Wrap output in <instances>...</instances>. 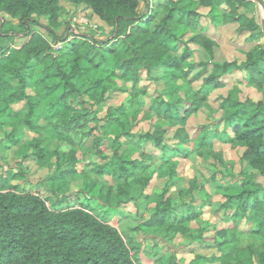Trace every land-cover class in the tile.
<instances>
[{"label":"trees","instance_id":"trees-1","mask_svg":"<svg viewBox=\"0 0 264 264\" xmlns=\"http://www.w3.org/2000/svg\"><path fill=\"white\" fill-rule=\"evenodd\" d=\"M60 1L0 0V126L12 125L6 114L17 117L19 114L11 105L25 101L28 111L23 120L28 129L39 133L53 120L51 128L57 141L80 136L82 143L90 141L91 147L105 159H108L106 148H109L112 157L99 172L111 171L108 165L114 168L111 172L119 194L135 193L137 187L143 192L152 178L149 169L153 164L146 160H154L144 153L140 159L121 152V139L130 133L126 127L133 126L129 112L142 102L138 95L147 94L145 87L138 88L142 71L152 76L154 70L160 69L161 79L170 91L152 98L151 108L161 122L141 136L143 141L153 140L162 150L161 158L168 162L177 155L200 154L204 147L212 145L215 137L232 147L245 146L242 159L257 174L246 175L241 180V190L226 194V200L214 209L222 213L221 221L225 225L216 229L212 243L206 241L202 231H193L188 226L201 210L189 205L187 212H176L173 193L167 186L155 199L151 217L134 229L146 236L145 241L153 249L160 247V254L139 251L132 237L125 236L107 219L91 212V196L86 192L95 185L87 183L88 179L84 189L81 187L76 193L65 195L70 179L83 178L79 174L72 177L77 172L76 161L50 179L54 191L64 195L53 205L35 192L20 191L17 185L8 187V179H1L0 188L9 190L0 192V264H147L143 257L151 259L152 264H181L177 253L168 245L177 236L191 238L184 246L191 252L194 250L190 248L197 244L215 248L216 253L210 255L194 252L195 258L204 264H264V98L242 101L237 81L218 98V107L223 111L221 118L200 127L195 136L185 130L191 117L199 111L215 113L216 109L210 105L211 95L228 85L226 77L235 73L234 70L243 72L249 84L264 91V43L259 42V23L239 10L242 5L253 2L165 0L151 14H145L139 11L140 0H68L111 28V36L99 40L87 33L73 34L70 39L58 35ZM161 7L164 12L159 17ZM202 8L210 9L208 15L218 10L223 24H235L240 32H250L247 40L252 47L245 61H215L214 50L218 43L203 32H196L186 40L183 52L176 55L182 35L180 29L196 28L205 16ZM6 16L18 19L19 24L14 25ZM42 18L47 19L48 24L42 23ZM19 37L25 39L19 42ZM58 42L63 43L62 47L55 48L53 44ZM189 43L205 49L211 60L187 64L194 54ZM38 67L42 68L40 77L36 76ZM102 67L107 70L109 67V75L123 80L124 85L113 89L105 87V79L100 75ZM198 82L201 83L196 85ZM39 85L45 89L41 93L55 96L51 101L57 110L54 117H47L39 110L44 95L39 93ZM115 90L128 92L130 98L133 97L129 100L131 110L126 103L109 106L104 124L103 118L98 116V108L106 105L107 93ZM164 124L178 127L172 138L174 145L169 143L171 136ZM13 130L14 127L8 141L17 146L20 139L12 134ZM107 138L110 139L108 145L105 144ZM190 139L193 150L184 147ZM40 143H35L34 155L43 165L45 153L43 147H38ZM52 154L59 160L58 147ZM69 158L74 159V155ZM167 164L175 166L176 163ZM257 176L261 180L256 179ZM114 188L113 185L107 187L106 194L102 188L97 191L99 199L107 206L112 203L110 194ZM193 189L190 187L189 191L192 193ZM246 220L252 223L245 232L260 242L237 246L234 243L236 231Z\"/></svg>","mask_w":264,"mask_h":264},{"label":"rangeland","instance_id":"rangeland-1","mask_svg":"<svg viewBox=\"0 0 264 264\" xmlns=\"http://www.w3.org/2000/svg\"><path fill=\"white\" fill-rule=\"evenodd\" d=\"M243 6V8H247V4ZM250 8L252 12L258 17V21L264 18V8L259 2L253 1V3H250ZM60 15L61 25L56 28L58 35H66L65 37L70 39L74 36L73 34L78 35L79 33H87L92 35L95 39L99 40L107 39L111 36L110 27L99 21L97 17L90 16L89 13L83 10V8L74 7L68 0H61ZM82 15L88 20L89 25H92L94 27L97 26V28L87 27L88 25L86 26L85 22L80 24L74 21L75 17L79 18V16ZM41 22L48 24V21L45 18H42ZM39 29L43 31L44 34H47V31L44 28L39 27ZM180 32L182 33V35L180 41L176 46V53L179 55L182 53L180 52V50L182 49L183 44L187 43L186 40H188L190 30L189 28L182 27L180 29ZM247 37V32H240L238 28H231L230 31H227V33L224 32L220 37L222 46L219 47V52L223 54L224 59H227L229 61L234 60L238 58L237 53L240 50L245 51L249 49L251 47V43L249 44ZM22 38L25 39V37ZM62 44L58 42L56 44H53V46L59 48L62 47ZM191 59L192 58L187 60V64L190 63ZM196 61L199 62L198 59ZM194 72L195 71H192V73ZM234 72L235 74L232 73L226 77L228 85L225 88L214 91L211 95L210 105L214 109H216L215 113H210L208 110H204L199 111L196 115L191 117L188 127L185 129L189 134L191 133L190 135H192L193 133L196 134L198 130H200V127H202L203 125L207 123H214L217 118H221L223 111L222 108L220 109L218 107V98L220 95H225L227 91L231 89L232 86L237 83V81H239V74L236 75L237 71L235 70ZM100 75L103 77V79H105V87H111L113 89L115 87L124 85L123 80L117 78L116 76L109 75V67L108 70L107 68L102 67L100 69ZM155 75L156 74H154L153 76H149L144 73V77H151L145 78V81L143 82V85H147L148 91L153 92L154 89H158L160 87V82H157V80L155 79ZM241 82L242 83L240 85L242 89L240 88V96L242 101H246L249 98L258 101L259 99L264 98V91L262 89L256 88V90L255 88L249 87L247 84L243 83V81ZM200 83L201 82L195 84L199 85ZM38 91L39 93L45 92L43 85H39ZM116 97H114V99ZM130 97L131 96L128 94H120V96L115 99V102L117 104L126 103L128 110H131L129 100L133 97ZM138 98L142 100L143 103H137V105L131 110V112H129V118L131 119L133 126L131 128H129L128 126L126 127L130 132L126 135V139L129 135H131L132 131L134 137L137 135V138L139 139L140 136V139H137V141L138 143H141L143 142V138L141 136L149 129L151 125L157 124L158 121L157 119L149 118L151 116L150 111L148 110V105H150L151 103V101H149L150 99L145 96L144 93L138 95ZM54 100L55 96L54 98L52 97V99L46 100L48 102L41 109L43 115L47 117H54L56 115L57 110L53 104L54 102H51ZM11 108L15 112H18L19 115L17 117H9L6 114V119L12 125H5L4 127L0 126V128H5V130L0 129V138L1 140L4 139L3 147L5 149L1 150V152L3 153V160L5 161V164H7V166L9 167L8 171H6L5 174L17 173L15 175H18V177L14 182H19L20 180H22V182L27 186L26 188H29L33 185V188H36L38 192H42L44 197L48 200L49 204L53 205L55 203V199L52 196L48 195V189H50V186H47L48 189H46V177L53 172V167L68 169V167L70 168L71 164L76 161L77 172H75L72 177H77L78 174L79 176L83 175L82 180L84 182L86 179H88L89 182L87 183H92L95 185L94 187H91L92 190L90 192H86V194L90 195L92 198V203L90 204L91 212L99 218L107 219L112 224L118 226L117 221L121 216L119 215V208H121L124 204L131 205L129 206V208H132L130 211L133 213L124 217L125 220L122 221L121 232L124 233L127 237H132L136 241L139 251H142L144 253L148 251H151L152 253H161L160 247H158L157 249H153L152 246L145 241L146 238H144V235L134 230L141 222L139 220V222L137 223L138 218L144 219L146 217L145 214L153 212V209L155 207V199L159 195V191H162L167 186H171L174 193L176 212H181L180 206L182 204L194 205L201 210V213L205 211L202 218H198V223H192V227L193 231H202L206 241L208 243H212L213 238L215 237L214 234L216 229L222 227L225 224H223L221 220H217L216 216L214 217V213L209 211V208H205L207 206L205 203H207V201L210 199L215 201V203L220 204L221 201L224 200L226 194L236 193L237 191L241 190V180L244 179L246 175L256 176L257 174V171L242 159L244 148H242L241 146L233 148L230 144L223 143L213 137L212 145H207L206 147H204L201 150L200 154L192 152L190 157L186 159H180L179 161L176 160L177 162H175V166L173 164H167L173 160L164 162V160L161 158L162 154L159 152L156 155L158 158L157 165L149 169V173H151L153 177L157 172H159L162 173V177L164 176V178H154V180L148 187V192H152L151 194H147L146 192H144L145 190L141 192L140 187H137L135 193L131 192L130 194H119L118 184H116L114 179L115 177L112 174V170L114 168L111 165H108L112 172L108 170H106V172L104 173L99 172L100 167L108 159L105 161V159L101 158L96 153L97 151L95 150V148L91 147L90 141L86 142L85 140L82 143L80 140V136H77L76 138L74 137L75 139L65 138L66 141L59 140V145L57 143L59 155L58 160L57 157L52 154L51 149L56 145V143L54 142L55 133L51 128L53 120L49 123H46L45 128L38 133L35 130L28 129L24 124L23 119L28 111L25 104H23L22 102H16L11 105ZM100 110L101 112L104 111L105 106H101ZM101 114H98V116ZM211 117H213L214 119H212ZM13 127L14 130L12 134L20 139V142L17 145L18 147H14L13 143L11 141H8V134L12 131ZM177 128L178 127L175 128L174 133H170V136H172V138L174 137V134L177 133ZM37 141L41 142L38 147H43L45 153L43 166L45 168L43 169V171L40 170L41 174H39L38 172L40 165L38 157H35V151L37 150V148L34 147V145ZM189 141H192V139H190ZM30 142H32L33 146L29 145ZM7 146L10 148L6 149ZM138 148H141L140 144L133 145L131 143L128 152H138ZM72 155H74V159L69 158ZM114 161V163H117L116 160ZM59 163H62V165H59ZM13 166L17 167V172L13 171ZM158 167H160L159 170ZM3 170L4 169H2L0 173H3ZM34 175L38 176L34 177ZM32 178L36 179H34V181L32 182ZM256 179L261 180V177L257 176ZM34 182L36 183L34 184ZM181 183L184 184V188L181 186ZM110 184L115 187L110 194L112 203L110 206H108L107 209H103V206L101 205L102 203H100L102 201H100L97 191L102 188V191L106 194V189ZM173 184H177V186H174ZM19 185L21 187L18 186L17 188L20 189V191L26 189L25 187H22V184L19 183ZM41 185L45 187L42 188ZM190 187L194 188V193H191L189 191ZM82 189H84V187H82ZM46 190H48V192ZM61 196L64 195L60 193V197ZM127 201L128 203H125ZM136 211L138 218L135 216L136 213H134ZM251 223V221L247 222V220L241 223L240 227L236 231L237 240L234 242L235 245L242 247L252 242H260V240L256 239L253 235L245 232V230H248V228L251 226ZM190 240L191 238L178 237L175 240L171 241L170 245H168L173 252L177 253L178 261L181 264H204L201 261L199 262L193 254H185L183 252L184 246L182 245ZM163 250L165 251L167 249L163 248ZM196 250L199 253L208 255L216 253L214 247H204L199 245ZM143 259L142 260L145 262L148 261L144 257ZM147 264L149 263L147 262ZM205 264L219 263L214 262ZM255 264L260 263L256 262Z\"/></svg>","mask_w":264,"mask_h":264},{"label":"crops","instance_id":"crops-1","mask_svg":"<svg viewBox=\"0 0 264 264\" xmlns=\"http://www.w3.org/2000/svg\"><path fill=\"white\" fill-rule=\"evenodd\" d=\"M248 1H252V0H248ZM61 2V1H60ZM70 2V1H69ZM165 2V0H140V5H139V11L140 12H143V13H147V14H151L153 11H154V9L155 8H157L158 7V4H160V3H164ZM253 2V1H252ZM71 3V2H70ZM72 4V3H71ZM73 5V4H72ZM74 6V5H73ZM75 7V6H74ZM244 6L242 5L241 7H240V12L241 13H244L245 15H247L248 17H254L257 21H258V17L252 12V10H251V8H250V4H248L247 5V8H243ZM201 11H203L205 14V16H203L202 18H201V20H200V22H199V24L196 26V28H189V30H190V35H189V37H188V39L189 38H191L196 32H203V33H206L207 35H209L212 39H214L217 43H218V47H216L215 48V50H214V60L215 61H218V62H224V61H229V60H227V59H224V57H223V54H221L220 52H219V47H221L222 46V43H221V41H220V37L223 35V33L224 32H226L227 33V31L229 30L230 31V29L231 28H237V25H235V24H233V25H225V24H223V22H222V14H221V12L220 11H215V12H212V14H210V15H208V13H209V11H210V9L209 8H202L201 9ZM163 12H164V9H163V7H161L160 8V12H159V17L163 14ZM6 18L7 19H9V20H11V22L14 24V25H18L19 24V20L18 19H11V18H8L7 16H6ZM264 18H262V20H260V21H258V23H259V29H258V32H261L260 33V40H259V42L260 43H264V20H263ZM0 29H1V26H0ZM194 32V33H193ZM247 34H248V37H249V35H250V32H247ZM248 37H247V39H248ZM23 39H22V37H19L18 38V41L20 42V41H22ZM104 40V39H103ZM250 44V43H249ZM188 46H189V48L191 49V50H193L194 51V54L190 57V58H192L191 59V61L190 62H193V61H195V60H199V62L200 61H209V60H211V55L205 50V49H203L202 47H200V46H198V45H195V44H193V43H189L188 44ZM18 47H19V45H18ZM184 47H185V45L183 44V46H182V49L180 50V52H183L182 50L184 49ZM251 47H252V44H251ZM250 47V48H251ZM249 48V49H250ZM249 49H247V50H240L237 54V57L238 58H236V59H234V60H231V61H238L239 63H241V62H243V61H245L246 60V55H247V51L249 50ZM174 54H176V53H174ZM176 55H179V54H176ZM196 56H198V57H196ZM190 58H188V59H190ZM197 62V61H196ZM199 62H197V63H199ZM41 71H42V68L40 69V67H38L37 68V74H36V76L37 77H40L41 76ZM144 73L146 74V75H149L148 73H147V71L146 70H143L142 71V73H141V81H140V84H139V86H138V88H141V87H145L146 88V90H147V94L145 95V96H147L150 100L149 101H152V98L153 97H155V95L156 94H158V93H164V95H167L169 92L168 91H170L169 89V87L166 85V83H164V81L161 79V76H162V74H163V72L160 70V69H156V70H154L153 71V73H152V76L154 75V74H156L155 76V79L157 80V82H160V87L157 89H154V91L153 92H151V91H148V87H147V85H143V82L145 81V78H151V77H144ZM235 74V73H234ZM239 74V86H240V88L242 89V87H241V81H243V83H245V84H247L249 87H253V88H257V87H255V86H253V85H251V84H249L247 81H246V79H245V74L243 73V72H241V71H237L236 72V75H238ZM151 76V75H150ZM238 78V77H237ZM36 79V78H35ZM257 90V89H256ZM120 94H128L129 95V93L128 92H122V91H120V90H115V91H113V92H108L107 93V97H108V99H107V101H106V105H103V107L105 106V110L104 111H102L101 112V107L100 108H98V114H101V113H103V114H101V115H99V117L100 118H103L102 120H101V122L102 123H106V119L104 118L105 117V115H106V113H107V111H108V107L109 106H119V105H121V104H117L116 102H115V99L118 97V96H120ZM43 96V98H41V100H40V105H39V110H41L42 109V107H44L45 105H46V103L48 102V101H46V100H49V99H52V97L54 98V96L51 94V95H46V94H44V95H42ZM117 96V97H116ZM114 97H116L115 99H114ZM260 100V99H259ZM22 103L23 104H25V101H22ZM123 104V103H122ZM13 105V104H12ZM151 104L150 105H148V110L150 111V109H151V111H150V114H151V116L149 117V118H153V119H157V121H158V123L157 124H154V125H151L150 127H149V129L145 132V133H147L153 126H156V125H158L160 122H161V119L157 116V114L155 113V111L154 110H152V108H151ZM103 109V108H102ZM148 118V119H149ZM165 125V127L166 128H168V130H169V136H170V133H174V130H175V128H173V127H168L166 124H164ZM1 130H5V128H0ZM96 133L98 134V131H96ZM116 134V133H115ZM191 134V133H190ZM195 133H193L191 136H193ZM195 136V135H194ZM137 135L134 137V134H133V132L131 131V135H129L128 137H127V139H126V136H123L122 137V146H121V149H120V151L121 152H124L125 154H127L129 157H132V158H142V154L144 153V154H147V155H150L152 158H153V160L154 161H150V160H146V161H148V162H151L153 165L151 166V168L153 167V166H155V165H157V154L160 152L161 154H162V150L158 147V146H156L155 145V143H154V141L153 140H149V141H147V142H141V143H138V141H137ZM139 139H140V136H139ZM138 139V140H139ZM108 140H110V139H108L107 138V140H105V144L106 145H108V143H109V141ZM3 141H4V139L3 140H1V138H0V171H2V169H4L3 171V173H0V180L2 179H8V181H7V185H8V187H9V185H17V186H19V187H21L20 185H19V183L20 184H22V187H27L26 185H25V183H23L22 182V180H20L19 182H14L15 180H16V178L18 177V175H15V174H17V173H10V174H5L6 173V171H8V169H9V167L7 166V164H5V161L3 160V153L1 152V150H5L4 149V147H3ZM54 142L56 143V145L54 146V147H52L51 149L53 150V149H55L58 145H59V143H58V141L56 140V139H54ZM174 140L172 139V136H171V138H169V143H171L172 145H174ZM57 143H58V145H57ZM133 144V145H135V144H140V146H141V148L139 149L138 148V152H135V151H132V152H128V149H129V147H130V144ZM129 144V145H128ZM192 146V147H191ZM239 147L241 146L242 148H244V151H245V146H242V145H238ZM238 146H236V147H238ZM14 147H16V146H14ZM18 147V146H17ZM136 147H137V145H136ZM184 147L185 148H190V150H193V142L192 141H190V142H188L187 144H185L184 145ZM232 147V146H231ZM8 148H10V147H6V149H8ZM234 148V147H233ZM244 151H243V153H244ZM10 154V153H9ZM8 154V155H9ZM106 154L108 155V160H110V158L112 157V152H111V150L109 149V148H106ZM134 156V157H133ZM7 157V156H6ZM100 157L101 158H103V156L102 155H100ZM190 157V156H189ZM186 158H188V157H183V156H181V155H177V156H174L173 158H172V160L174 161V162H177V161H179L180 159H186ZM35 159V158H34ZM103 159H105V158H103ZM107 159H105V161H106ZM177 160V161H176ZM44 166V164L43 165H39V170H38V172H39V174H41V171L40 170H42L43 171V169L45 168V167H43ZM160 167H161V165H160ZM160 167H158V170L160 169ZM69 168V167H68ZM150 168V169H151ZM12 169H13V171L14 172H17V167L15 166H13L12 167ZM11 169V170H12ZM65 169H67V168H64V169H62V168H57V167H53V172L51 173V174H49L47 177H46V181H47V184H46V189H48V187L47 186H50V189H48L49 190V192H48V190H46L47 192H48V195H50V196H52L54 199H55V203L57 202V200H58V198H62V196L60 197V195L59 194H57L55 191H54V189H53V187L51 186V184H50V179L53 177V176H55V175H57V173H59L60 171H62V170H65ZM157 170V171H158ZM12 171V172H13ZM4 175H6V176H4ZM4 176V177H3ZM36 176H38V175H34V177H36ZM156 177H158V178H164V176L162 177V173H159V172H157L156 174H155V176H153L152 178H151V180H150V182H149V184H148V186L146 187V189H145V192L147 193V194H151V193H149L148 192V187L150 186V184H151V182L154 180V178H156ZM70 178V177H69ZM34 179H36V178H32V182L34 181ZM13 183V184H12ZM36 182H34V184H35ZM84 185H85V182L82 180V179H79V177H77L76 179H70V182H69V186H70V188H69V190L67 191V193L65 194V195H71V194H74V193H76L79 189H81V187H84ZM174 186H177V184H173ZM42 186V188H44L45 186H43V185H41ZM109 186H112L111 184L109 185ZM181 186L184 188V184L183 183H181ZM8 187H6V188H0V192H5V191H7V190H9V188ZM170 188H171V186H170ZM25 190H29V191H32V192H35L36 194H38L39 196H41L42 198H45L44 197V195L42 194V192H38L37 190H36V188H33V185L32 186H30L29 188H26ZM164 190V189H163ZM162 190V191H163ZM162 191H159L160 193L162 192ZM171 191H172V188H171ZM154 192V191H153ZM214 192V191H213ZM159 193V194H160ZM172 193H173V191H172ZM193 193H194V191H193ZM56 197H58V198H56ZM173 198H174V193H173ZM46 199V198H45ZM226 200V198H224V200L223 201H221V204L224 202ZM101 201V200H100ZM90 204L92 203V198L90 199ZM208 202H211V204H209V203H205L207 206L205 207V208H209V211L210 212H212V213H214V217L216 216V218H217V220H221V215H222V213L221 212H215V208H217L218 206H219V204H217V203H215V201H213V200H208ZM49 203V202H48ZM100 203H102L101 205L103 206V209H107L108 208V206L104 203V202H100ZM50 205V204H49ZM128 206V207H127ZM129 206H131V205H128V204H124L121 208H119V215H121L120 217H119V219H118V226H116V225H114V226H116L120 231H122L121 230V225H122V221L123 220H125L124 219V217H126V216H128V215H131V213H133V212H131L130 210L132 209V208H129ZM180 209H181V212H187L188 211V209H189V205H186V204H182L181 206H180ZM187 210V211H186ZM138 211V210H137ZM137 211L136 212H134V213H136V217H137ZM145 212V211H144ZM205 213V211L203 212V213H201L199 216H198V218H202V216H203V214ZM151 214L152 213H147V214H145L146 215V217L144 218V219H148V218H150L151 217ZM213 215V214H212ZM138 218V217H137ZM198 218H196V219H193V220H191V221H189L188 222V226L191 228V229H193V227H192V223L193 222H196V223H198ZM144 219H139L138 218V221H137V223L139 222V220L141 221V222H143L144 221ZM140 222V223H141ZM111 223V222H110ZM112 224V223H111ZM140 234H143V233H141V232H139ZM144 235V234H143ZM215 236V235H214ZM178 237H182V236H177L176 238H178ZM144 238H146V236L144 235ZM176 238H174L173 240H175ZM147 239V238H146ZM214 239V238H213ZM172 240V241H173ZM186 243V242H185ZM169 245H170V243H169ZM182 246H185V244H183ZM200 246H203V245H200ZM197 247H199V244H197V245H194L192 248H190V249H192V250H194V252H197V250H196V248ZM183 252L185 253V254H193L194 255V252H191V251H189L188 249H185V247H184V250H183ZM195 257V256H194ZM148 260V259H147ZM149 264H152L153 263V261L151 260V259H149L148 261H147Z\"/></svg>","mask_w":264,"mask_h":264},{"label":"built area","instance_id":"built-area-1","mask_svg":"<svg viewBox=\"0 0 264 264\" xmlns=\"http://www.w3.org/2000/svg\"><path fill=\"white\" fill-rule=\"evenodd\" d=\"M74 21L75 22H78V23H80V24H82V23H86V26L87 27H93V28H97V26L96 27H94V26H92V25H89V22H88V20L82 15V16H79V18H77V17H75L74 18ZM55 48H57V47H55Z\"/></svg>","mask_w":264,"mask_h":264},{"label":"water","instance_id":"water-1","mask_svg":"<svg viewBox=\"0 0 264 264\" xmlns=\"http://www.w3.org/2000/svg\"><path fill=\"white\" fill-rule=\"evenodd\" d=\"M252 1H257V2H259V3L262 5V7L264 8V0H252Z\"/></svg>","mask_w":264,"mask_h":264}]
</instances>
